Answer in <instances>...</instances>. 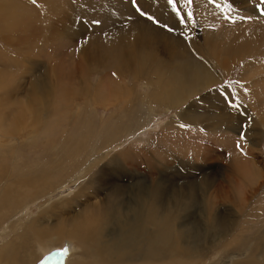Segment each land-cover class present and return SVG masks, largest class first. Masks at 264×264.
Returning a JSON list of instances; mask_svg holds the SVG:
<instances>
[{"label":"rangeland","instance_id":"obj_1","mask_svg":"<svg viewBox=\"0 0 264 264\" xmlns=\"http://www.w3.org/2000/svg\"><path fill=\"white\" fill-rule=\"evenodd\" d=\"M19 1L0 0V6L2 4L7 9H11L13 14L16 13L15 15L19 19L25 16H32L33 18L39 16L37 12L23 8ZM55 1L52 0L51 2L55 4ZM75 1H78L77 5H79V8L77 5L76 7L74 6V8L78 9L76 11V18L86 25L89 31L99 33L97 34L100 37L99 40L106 39L105 45L115 41L113 40V35L119 32L116 29L117 26L113 28L112 26L108 27L107 20H104L107 18L103 16L108 15L109 19H115V14L113 13L115 8L109 5L110 3H116L118 0H107L110 2L108 3V7L111 8L106 7V9L103 6H99L101 4L99 0ZM119 1L124 2V0ZM127 1L129 7L124 10V13H121L122 19L120 20L127 19L128 21L136 18L141 24L138 25L141 27L145 25L149 28L148 33H152L158 29L164 34L169 35L172 33L171 37L173 38H177L178 35H181L180 37H187L190 40V44L184 48L190 50L189 54L191 56L192 54L194 55L195 62L200 66L204 64L205 67L209 64L210 69L220 77L221 81L209 84L201 91L194 90L193 94H189L181 101H175L174 103L169 100L163 101L165 99L164 96L161 99L162 102L154 101L151 98V90L154 88V85L150 81L152 79L157 80L160 74L164 75L160 77H166L165 71L167 70L161 69L160 66L165 56L160 54L156 47L151 48L145 45V42L148 40L147 33H144L139 28L129 31V34L136 36L137 42L136 48L134 47L135 50L132 51V55H136V59L134 57L133 60L138 66H140L141 60L146 61V70L148 71L146 77L148 78L144 75L134 77L128 72L123 73L121 76L114 75L112 61H108L109 66L107 67L105 66L106 64H102L101 67L98 64L96 66L91 65L90 71L84 73L88 89L82 90L92 92L94 94L93 98H95L93 105L86 106L87 111L81 117L75 114L85 111V107H83L84 102L78 98L75 101L73 100V102L68 100V103L71 102L69 106L61 108L62 117L56 115L55 110L51 112V120L48 122L54 125V127L50 130V135H44V131L38 127L42 122H38V126H35L32 133L28 135L34 141L30 145H18L15 147L13 140L6 141L4 137H0V149L5 145L10 149L17 150L19 153L18 156L21 159L19 157L16 158L17 164L15 166L20 165V168L23 167L22 164L24 162L28 161L26 164H37L38 168L41 169L42 166L48 164L49 160L56 161L58 159H65L62 164L68 165L69 162H73L74 158L78 159V165L82 166L88 164L85 162L89 159L94 160L97 153L106 152V156L95 166L93 171H90L87 175L85 174L82 178L71 176L69 178L71 179L70 185L67 186L65 184L61 189H58L59 191H52L49 195L46 194V196L38 193L37 184L30 185L11 180L2 186L0 181V201L2 200L0 202V210L5 204L11 207L10 210L8 209L6 217L0 221V225H7L8 223L10 225L18 216L20 217L19 221H23L28 216L32 219L36 218L40 211L43 210L47 211L51 209L52 213H54L58 211L55 206L61 202L66 203L64 209L67 212L62 214L63 216L61 215V220L66 215L71 216L77 213L78 210L80 212L83 203L76 204V201H72L71 203L67 201L73 199L80 186H84L87 182L91 181L94 186H98L97 195L99 198L105 199L107 196L108 200L119 202V209L124 208L128 202L129 213L136 210L139 203L152 193L155 200L160 204L161 209L166 210H159L160 215L172 217L173 227L165 229L163 228V223H160L158 229L160 233V238L158 237L159 241L163 243L159 245H161L163 251L169 250L174 245L180 252L183 246L189 245L188 247H193L189 253L199 257V261L181 264H264V145H261L260 150L255 151L254 155L244 156L247 144L244 140L240 139L242 126H240L237 134H235L234 130L236 120L242 124V120L244 119V114L242 115L238 108L232 106L237 104L244 111L245 106L242 105L241 107V104L236 99L235 92V87H238L241 81L245 87H248V85L246 86L247 82L243 81L240 77L243 70V62L235 64L236 60L232 63V65L235 64L233 67L230 65L227 69L222 70L208 52L202 51V54H205L202 55L196 50L197 45L203 46L201 33V27L203 26L205 28H208L210 25L213 26L215 28L214 32H219L221 29L225 32H237L238 30L248 29L253 26L261 27L264 30V25L257 23L255 17L251 15L256 13L264 16V0H205L209 7L204 9L203 12L201 11L202 14L207 13L205 16L207 21L202 25L200 24V16H197L193 6L188 4L186 0H177L176 8L179 10V15L173 10L168 0H138L136 5L141 8L143 13L151 15L153 19L138 14L139 11L135 10L136 7L133 1ZM161 2L166 5L160 4ZM185 7H188L190 10L184 9ZM249 7H251L250 9L253 8L252 11L254 12L244 9H249ZM57 8L59 7L55 9ZM63 12L70 13L67 11V8H64ZM189 13H191L190 18ZM124 14L125 16L123 17ZM180 17H184L188 23L187 21L185 22L186 25L181 23ZM95 20L100 21V23H92ZM153 20L158 21V23H154ZM47 23L48 21L44 24ZM51 23L54 24V22ZM126 23L122 22L120 25L129 29L130 25L128 26ZM114 28L115 32L112 31ZM150 35L155 39H158L157 37L159 36L154 37V34ZM83 42L86 43L88 41L82 39L81 36H76L73 40L62 37L52 43H43L40 47L35 46L37 48H32L31 50H27L26 47L21 45L20 53H18L0 40V50L7 51L11 56L16 54L19 57L29 53V57L34 58L40 63V70H43L44 73H50L53 77L54 75L50 72V69L63 68L66 71L62 72L66 76L65 79L70 81V84L80 91L81 76L78 69L80 64L84 63L87 65L89 63L80 51ZM105 45L101 44L100 47H97L98 59L99 55L101 59L103 58L106 52ZM261 47L263 49L258 52L256 57L250 56L246 57V59L252 60L256 58L264 60V43L261 44ZM166 53H169L168 49ZM174 57H172L173 60L175 59ZM147 59H149V62H147ZM154 59H156V62L152 63ZM187 61L189 60L187 59ZM210 62L217 66L216 69L212 68L213 64ZM20 71L18 70L17 73L19 74ZM28 77L27 74H24L23 80L21 79L20 89H22V83H25ZM109 77L112 78V81L109 82L110 86L107 87L105 83ZM236 77H238L237 80ZM263 77L264 69L255 73L253 83L254 88L258 91H264ZM223 78L227 79L226 83L222 81ZM168 80H170V77H168ZM257 80L261 83H258ZM256 82L257 85L255 84ZM240 90L242 94L244 91ZM219 91L221 93L226 92L228 95L227 98H225L226 96H222L223 101H221L222 103L220 102V105L217 104L218 102L210 101L207 97H219L221 96L218 94ZM124 93H131L134 98L131 99V96L130 100L126 98L125 101L123 100L125 98L123 96ZM244 94L248 96L247 92H244ZM18 95H22L20 91ZM135 95L144 97L147 100L142 108H140V103L144 99ZM249 98V96L246 97L247 106L251 107L253 111ZM130 101L131 103L133 102L136 108L131 109L129 111L131 113H124L123 115L122 113L128 108ZM135 102H137V105L134 104ZM217 105L220 107L214 108ZM32 111L35 115L34 109L30 110L31 114ZM216 111H221L224 116V126L220 129H213L212 125L210 127L207 123L209 119L207 122H204V114L208 116L210 113H216ZM190 112L200 114V122L192 123L184 121L183 117H186ZM115 118H118L116 124L115 122L113 123L116 126L112 129H105V126L110 124ZM33 119L37 120L35 116ZM83 119L86 120V123L81 122ZM38 120L41 121L40 118ZM43 124H46V121ZM181 125L186 126L181 127ZM33 133L35 136L32 135ZM238 142L240 147H237ZM76 148L79 149L78 153H81L78 157H74V154L72 157H63L64 153L69 154L71 150ZM94 148L100 150L94 151ZM43 154L45 157L38 159ZM106 159L109 160L107 161ZM106 163L108 168L103 175H100L98 171ZM50 174H53V172H50ZM78 175L81 174L79 173ZM91 185L89 191L92 190ZM149 185H152L150 186L152 190L149 189ZM23 190H25V193ZM19 193H21L24 199L21 200L26 203V209L28 208L22 214L19 213L20 211L17 214L14 209V200ZM85 195L84 193L83 196L80 194L77 196V200H83ZM44 201L46 202L43 206L39 207ZM58 216L60 218V215ZM50 217L47 220L50 225H54L58 221L57 216L50 215ZM85 224L86 221L82 222V226ZM47 225V223L43 224V226ZM113 227H116V223L112 224ZM0 229L2 230V228ZM180 230L183 232V235L181 233V238L177 234ZM146 231L147 236H149L151 234V227L149 225H147ZM163 232L171 233V243L164 241L165 235L163 236ZM3 234L0 235V264H11V262H6L5 258L8 256L14 257L16 252L20 250V239L18 236L14 237L13 233L8 229ZM54 237L61 239L58 232L55 233ZM64 238L65 240L56 246L60 250L66 248L67 252H69L74 242L66 241L70 240V237L64 236ZM80 249L85 252L81 246ZM6 252L9 254L7 255ZM223 255H225V258ZM123 257L119 261H122L121 259L129 261L127 255ZM135 257H139V255L136 254ZM50 259H52V263H50L48 257L39 263L55 264L56 258L51 256ZM137 259L135 258L134 261ZM175 260L180 259H177L175 255L173 258L153 264H172ZM38 261L35 259L30 261V263L35 264ZM130 261L133 260L130 259ZM176 263L180 264V262Z\"/></svg>","mask_w":264,"mask_h":264},{"label":"bare ground","instance_id":"obj_2","mask_svg":"<svg viewBox=\"0 0 264 264\" xmlns=\"http://www.w3.org/2000/svg\"><path fill=\"white\" fill-rule=\"evenodd\" d=\"M51 1L52 0H36V2L33 3V1L30 0H20V5L23 8L35 11L39 14L37 18H33L32 16H25L22 19H19V17L15 15L16 13L13 14V11H11V9H7L4 5L1 4L0 40L5 45L10 47V49H14L16 52L20 53L21 45H23V47H26L27 50H31L32 48L42 46L43 43H52L59 38L61 39L62 37L73 40L74 37L81 36L82 39L88 41L86 43L83 42L80 51L83 56L89 61V63L87 65H85L84 63L80 64V67L78 69L81 76V90L79 91L77 88L70 84V81H67L65 79L66 76L63 75L62 72L66 71L63 68H55V70L54 68L50 69V72L54 75L53 77L50 73H44L43 70H40V63L37 62L34 58L32 59V57H29L30 54L28 52V54L19 57L15 53L14 56H11L7 51L0 50V137H4L6 141L10 139L13 140L15 147H17L18 145H30L32 142H34L33 139H30L28 137V135L32 133V130L35 126H38V122H42L38 127L44 131V135H50V130L52 129V127H54V125L49 124L52 116L51 112L53 110L56 111V115L62 117L63 114L61 115V108L63 106H69V104L73 102V100L75 101V99L78 98L84 102L83 107H85V111L78 112L75 115L81 117L82 114L87 111L86 106L93 105L95 98H93L94 94L92 92L82 90L88 89V86H86L84 73H88L90 71L89 69L91 65L96 66L98 64L99 67H101L102 64H106L105 66L107 67L109 66L108 61H112L114 68L113 74L115 75L121 76L123 73L128 72L131 73V75L134 77H137L138 75H144L146 77V75H148V71L146 70V61L141 60L139 64L140 66H138L133 60L136 55H132V51L135 50L134 47L136 48L137 42L136 36L129 34V31H133L138 28L141 29L144 33H147L146 36L148 37L149 42L147 40L145 42V45L151 48L156 47L159 50L160 54L165 56L163 62L160 63V66L161 69L167 70L165 71L166 77H160L161 75L164 76L163 74H160V76L158 75L157 80L152 79L150 81V83L154 85V88L151 90V98H153L154 101L162 102L161 99L163 98V96L165 97L163 101L169 100L172 103H174L175 101H181L184 100L189 94H193L195 92L194 90L201 91L209 84L221 81L220 77H218L210 69L209 64L205 67L204 64L200 66L195 62V58H193L194 55L192 54L191 56V54H189L190 50L184 48L186 47V45L190 44V40L187 37H180L181 35H178L177 38H173L171 37L172 33H170L171 35L164 34L160 32L161 30L158 29H156V31L152 33H148L147 31H149V28H147V26L145 25L141 27L140 21H138L136 18L128 21L127 19L120 20L122 19L121 13H124V10L129 7L127 0H124V2H120L118 0L116 1V3L112 4L107 0H99L101 2L99 6H103L105 9L106 7L111 8L108 7V3H110L109 6L115 8L113 11V13L115 14V21L109 19L108 15H105L103 17L107 18L104 20H107L108 27L112 26L113 28L117 26L116 29L119 31L113 35V40H115L116 42L113 41L111 43H107L106 45L104 44L106 39L102 41L99 40L100 37L97 35L99 33L91 30L89 31L86 25H84L79 19L76 18V11L78 9L74 8V6L76 7L78 1L56 0L55 4ZM160 4L166 5L163 2H161ZM190 5H192L195 9L197 16H200V24H204V22L207 21V18H205L207 13L202 14V12L204 9L209 7L207 2L205 0H192V3ZM42 6H44V8H42ZM77 6L79 8V5ZM56 7L59 8L55 9ZM64 8H67V11H69L70 13L63 12ZM250 8L251 7H249V9H244L251 12L253 8ZM59 10L61 13L59 12ZM251 15L255 17L257 23H261L264 25V16L256 13H253ZM124 16L125 14L123 15V17ZM159 16L161 15L159 14ZM47 21L48 23L44 24ZM51 22H54V24ZM122 22H125L126 24H128V26L130 25V28L127 29L122 27L120 25ZM201 28L203 46L201 47L200 45H197L196 50L201 54L202 51L208 52L211 58L216 61V64L222 70L227 69V67L232 65V63L240 58V56L242 55L240 50H242L241 48L243 46L248 47L253 43L256 44L258 42H261L260 44L255 45L256 47L254 50H257L258 52V48L260 49L261 44L264 42V30L261 27L253 26L249 27L248 29L238 30L237 32H225L223 29H221L222 31L219 30V32H214L215 28L211 25L208 28H205V26ZM96 29H98V27H96ZM112 31L115 32V28ZM150 34H154V37L159 35L157 37L158 39L151 37ZM100 43L105 45L106 49V52L104 53L102 59L100 55L99 59L97 58V47H100ZM180 44L182 45L180 46ZM145 49L147 48L145 47ZM167 49L169 50L168 54L166 53ZM247 49L249 51V48H246L244 50L248 52ZM173 56H175L174 60L172 58ZM134 59H136V57ZM187 59L189 61H187ZM147 62H149V59H147ZM155 62L156 59L152 61V63ZM243 63L247 62L244 61ZM253 63L254 62H252L251 65ZM251 65L249 66V68L252 67ZM216 67L217 66H215V64L212 65L213 69H216ZM249 68L247 67L248 70H250ZM252 68H254V66ZM18 70H21L19 74L17 73ZM257 70L260 71L261 68L255 67L254 73L257 72ZM250 72H246L247 76L249 77L253 75V72ZM24 74H27V77H29L26 80L24 79L25 83H22L23 86L22 89H20L21 79L24 77ZM244 75L242 80H244ZM247 76L245 78L246 80H248L247 78H249ZM168 77H170V80H168ZM16 78L17 80H15ZM111 81V77L106 80L105 84L107 87L110 86L109 82ZM258 83L261 82L258 81ZM255 84L257 85V82ZM19 91L22 95H18ZM255 94L257 98L264 97V94H262L258 90L255 92ZM253 95H251L252 98ZM123 96H125V98L122 99L125 101L126 98L130 100L131 96V99L134 98L131 93H124ZM135 96L141 97L137 95ZM207 97L210 101L216 103L218 102L217 104L219 105L222 103L221 101H223L222 96ZM141 98L144 100H141L140 108H142L147 101L144 97ZM68 100L71 102L68 103ZM129 103L132 105L129 104L128 108L123 111V115L124 113H131L129 111L136 108L133 105V102L131 103L130 101ZM134 104L137 105V102H135ZM3 105L6 106L3 107ZM219 107L220 106L217 105L214 108ZM32 109H34L35 115L33 111V115L30 113V110ZM212 114L215 115L212 116ZM34 116L37 118L36 121L33 119ZM200 116L201 115L198 113L190 112L186 117H183V120L196 123L197 121L200 122ZM204 116V122H207V120L209 119V122L207 123L208 125H210V127L212 125L213 129H220L224 126V116L222 115L221 111L210 113L208 116L207 114H204ZM39 118L41 119V121L38 120ZM117 119L118 118L113 119L110 124L105 126V129H112L113 127H115L116 125H114L113 123L115 122L116 124ZM45 121L46 124H43ZM85 121L86 120L83 119L81 122ZM32 135L35 136L34 133ZM17 149L19 150V148ZM78 150L79 149L76 148L71 150L69 154L64 153L63 157H72L73 154L74 157H78L81 154L78 153ZM99 150L100 149L98 148H94V151ZM18 155L19 153L17 152V150L10 149L5 145H3V147L0 149V181L2 183V186L7 182H10L11 180H13L14 182L27 183L30 185L37 184V189L39 191L38 193L44 194L46 196V194L49 195L52 191L61 189V187H63L65 184L67 186L70 185L71 179L69 178L71 176L82 178L85 174L87 175V173L93 171L95 166H97L104 159V157L106 156V152L97 153L94 160L89 159L85 162L88 164L82 166L78 165L79 160L75 158L73 159V162H69L68 165L62 164L65 159H58L56 161L49 160L48 164L46 166H42L41 169L38 168L37 164H26L28 161L22 164V168H20V165L15 166V164H17L16 158L19 157V159H21V157ZM43 157H45L44 154L38 157V159H42ZM107 166L108 165L106 163L104 166L100 167L98 171L100 175L104 174V172L108 168ZM50 172H53V174H50ZM79 173L81 175H78ZM122 178L124 177L122 176ZM91 184V181H89L84 186H80L73 199L71 201H67L69 203H71L72 201H76V204L83 203V207L81 206L82 208L80 209V212L78 210L77 213H74L71 216L66 215L62 220L61 215L67 213L64 209V206L66 204L65 202H61L59 205L55 206L58 211L54 213H52L51 209L47 211L43 210L40 211L36 218L32 219L30 216H28L23 221H19L20 217L17 214H22L28 209H26V203L22 201L24 199L22 198L21 193H19L16 196L15 200L13 199L15 205L14 209L16 210V213L20 211L16 214V216L18 217L16 220L12 221L10 225L9 223L7 225H0V228H2V230L0 229L2 231L0 235H2L4 231L8 229L13 233L12 235H14V237L18 236V238L20 239V250L16 252L14 257H6L5 261L11 262V264H16L17 261V264H33L30 263V261L37 259L39 261L35 264H40V261H44L47 259V257L50 258L51 256H53L54 258H56V261L54 262L55 264H153L160 263L162 260L168 258H173L175 255L177 259H180L175 261L180 262V264L199 261V257H197V255L189 253L190 249H193V247H188L189 245L183 246L180 252L179 249H177L174 245H172L169 250L163 251L161 245H159L162 242L159 241L160 233L158 229L160 223H163V228L165 229L173 227L172 217L169 215L165 217L160 215L159 210H166L161 209L160 204L155 200L152 193L147 195L139 203L136 210L129 213L128 202L124 208L119 209V202H113V200L110 199L108 200L107 196L105 199L99 198L97 195L98 186H94L93 184L92 186ZM90 185L92 188L91 191H89ZM150 186L152 185H149V189L152 190ZM23 192L25 193V190H23ZM38 193L36 192L37 195H39ZM83 193L86 194L85 198L83 200L78 199V202L77 196H79L80 194H82L83 196ZM36 194L34 193V195ZM34 195L32 194L33 198ZM9 202L8 204L12 203ZM45 202L46 201L41 203L39 207L43 206ZM3 206V208L0 210V221L6 217V215L8 214V209L10 210L11 208L7 204ZM50 215L57 216L58 221L54 225H50L47 220ZM58 215H60V218ZM23 217L25 216L23 215ZM84 221H86V224L82 226V222ZM45 223H47L48 225L43 226V224ZM113 223H116V227H113L114 229L112 228ZM147 225L151 227V234L149 236H147L146 234ZM53 231L58 232V234L61 236V239L57 237L56 239L54 237L56 232ZM181 233L183 235V232L181 230L179 231V233L177 232L179 238H181ZM164 235V241H169L171 243V233L163 232V236ZM64 236L71 238L70 240H66L67 242H74L73 247L66 254H64L63 250H60L56 246L65 240ZM187 242L185 243L187 244ZM80 246L85 250V252L80 249ZM6 254L8 255L9 253L6 252ZM136 254H138L139 257H135ZM125 255H127V259L129 261L123 259H121L122 261H119V259ZM223 257L225 258V255H223ZM135 258L138 259L134 261ZM20 259L21 261H19ZM130 259L133 261H130ZM175 261H173L172 264H179Z\"/></svg>","mask_w":264,"mask_h":264},{"label":"crops","instance_id":"obj_3","mask_svg":"<svg viewBox=\"0 0 264 264\" xmlns=\"http://www.w3.org/2000/svg\"><path fill=\"white\" fill-rule=\"evenodd\" d=\"M136 8H135V10L137 11V9H138V7L139 6H136V5H134ZM139 9H140V11H139V13L138 14H140V15H142L141 14V8L139 7ZM143 17H148L146 14L145 15H142ZM261 42H258V43H253L252 45H250V46H248V47H245V46H243L241 49L242 50H240L241 51V56H240V58L237 60V62L235 63V64H238V63H240V62H247V63H243V64H245V65H243L244 67H243V70H242V73H241V78H243V75L245 76L244 77V80L243 81H246L247 82V84H246V86L247 85H249L248 87H245V85H244V83L241 81V86L239 85L237 88H236V96H237V101L241 104V107H242V105L243 106H245L244 107V111H242V109L240 108V106L238 105V107H236V108H238L239 110H240V113L243 115L244 114V119L242 120L243 122H242V124H241V122L240 121H238V120H236V123H238V124H236L235 123V127H234V130H235V134H237V131L239 132V130H240V126H242L241 127V130H240V132L242 133V134H244L245 135V139H243L244 140V142H246V144H247V147H246V152H245V154L244 155H254L253 153L255 152V151H259L260 149V147H261V145H264V97H261V98H257V96H255L256 94H255V92L257 91V89H255L254 88V78H255V73H254V69H255V67H259V68H261V69H264L263 67H264V60L263 59H256V58H254V59H252V60H247L246 59V57H256V55H258V52L261 50V49H263L262 47H260V49L258 48V52H257V50H254L255 49V45H258V44H260ZM264 43V42H263ZM246 48H249V51H248V49H247V51L248 52H246L244 49H246ZM253 48V49H252ZM251 49V50H250ZM244 50V51H243ZM245 53V56H244V53ZM254 53H256V54H254ZM252 54V55H251ZM245 59V60H244ZM252 62H254L255 63V65H257V66H255L254 65V63L251 65V63ZM235 64H233L232 65V67L235 65ZM248 65V66H247ZM254 66V68H252V67H250L249 68V66ZM263 66V67H262ZM247 67L250 69V70H248L247 69ZM245 70V71H244ZM247 70V71H246ZM251 71V72H250ZM258 71V70H257ZM252 73L253 72V75L252 74H250V75H252L251 77H249V76H247V73ZM249 75V74H248ZM246 76L247 77H249V78H247L248 80H246L245 78H246ZM253 77V78H252ZM253 79V80H252ZM249 81V82H248ZM251 81V82H250ZM253 83V84H252ZM240 88L244 91V92H247V95L250 97L249 98V100L251 101L250 103H251V105L250 106H252L253 107V111L251 110V107H249V106H247V99H246V97H248V96H245V94H244V92L241 94V92H240ZM254 90H253V89ZM248 90H250V91H248ZM251 92V93H250ZM260 92L262 93V94H264V91H261L260 90ZM249 93V94H248ZM253 95V98L251 97V95ZM255 96V97H254ZM259 99V100H258ZM256 100V101H255ZM258 101H259V103H258ZM257 102V103H256ZM254 105H256V106H254ZM263 106V107H262ZM257 108H259V109H257ZM257 111V112H256ZM255 114V115H254ZM258 114V115H257ZM256 117H258V118H256ZM261 117V118H260ZM241 118V117H240ZM255 119V120H254ZM263 121V122H262ZM248 125H250L249 127H248ZM262 127V128H261ZM233 130V131H234ZM255 130V131H254ZM257 142V143H256ZM259 142V143H258ZM254 151V152H253Z\"/></svg>","mask_w":264,"mask_h":264},{"label":"snow or ice","instance_id":"obj_4","mask_svg":"<svg viewBox=\"0 0 264 264\" xmlns=\"http://www.w3.org/2000/svg\"><path fill=\"white\" fill-rule=\"evenodd\" d=\"M35 2H36V0H33V3H35ZM186 2H187L188 4H191V3H192V0H186ZM133 3L135 4V0H133ZM168 3L172 6L173 10L177 12V15H179V10L176 8L177 0H168ZM137 10L140 11L139 8H138ZM141 14H142V15H145V13H143V12H141ZM188 15H189V18H190V17H191V13H189ZM148 18H149V19H153V17H148ZM153 22H154V23H158V21H155V20H153ZM180 22H181V23L184 22V17H180ZM92 23H94V24H99L100 21L95 20V21H93ZM169 30H171V29H169ZM114 75H115V74H114ZM232 106H233V107H238V105H232ZM185 126H186V125H181V127H185ZM240 139H241V140L244 139V135H243V134L241 135ZM237 147H240L239 142L237 143ZM67 251H68V250L65 248V249L63 250V253L66 254Z\"/></svg>","mask_w":264,"mask_h":264}]
</instances>
